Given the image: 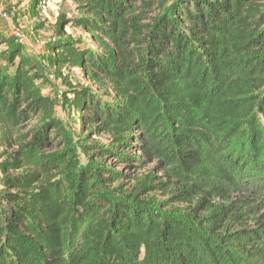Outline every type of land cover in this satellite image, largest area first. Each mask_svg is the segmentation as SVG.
<instances>
[{
  "label": "trees",
  "instance_id": "1",
  "mask_svg": "<svg viewBox=\"0 0 264 264\" xmlns=\"http://www.w3.org/2000/svg\"><path fill=\"white\" fill-rule=\"evenodd\" d=\"M71 1L78 16L47 63L119 104L66 79L57 97L112 140L78 139L82 162L42 65L0 19V147L14 150L0 164V264H264V0H178L170 13L164 0ZM150 160L167 183L149 173L131 187L112 167Z\"/></svg>",
  "mask_w": 264,
  "mask_h": 264
},
{
  "label": "rangeland",
  "instance_id": "2",
  "mask_svg": "<svg viewBox=\"0 0 264 264\" xmlns=\"http://www.w3.org/2000/svg\"><path fill=\"white\" fill-rule=\"evenodd\" d=\"M47 5L45 9H40L38 6L35 9L33 0H0V19L2 21L1 29L7 35H16L18 40L20 39L17 34L23 36L22 42L33 54L36 55L40 64L43 67L44 75L46 76L49 84L43 86L45 94H50L58 102L56 107V116L60 119L66 129L72 135L76 149L79 151L82 162L88 165V158L84 153L82 143L78 142V139L88 138V142L94 145H107L111 142L112 137L105 133L96 134L93 133L91 136L87 135V131L81 126L82 119L81 114L75 112L73 108L69 105H65L64 101L59 98L60 92L63 90V80L66 79L72 85L80 87L88 92L103 97L104 101L111 104H119V100L116 98L113 91L107 85L98 86L97 84L91 82L88 77L84 74L81 69H71L64 70L62 72V77H58L55 74L53 68L47 63V52L46 46L52 38L58 36L60 26L63 21H70L78 16L77 7L71 0H47ZM178 0H164L165 13H170L172 11V6ZM158 12V9L154 11ZM156 13L146 14V18L143 24H150V17H154ZM66 37L73 41L80 42L87 49H92L93 51L100 52V48L96 44L93 37L86 31L73 29L70 26L65 29ZM4 47L0 48L3 50ZM103 85V84H102ZM103 88V90H101ZM57 94L59 97H57ZM68 99H72L71 96ZM11 153L14 150H8V148L0 147V164L4 161L3 153ZM141 157V156H139ZM112 167L125 174L123 183L126 185L135 186L136 182L143 180L152 173L157 177L158 180L154 184L159 185V183H167L168 179L165 176V170L160 168L157 161H146V164L137 169H130L126 164H114ZM5 177L0 172V191L3 188ZM172 187L169 186L166 191H160L153 193L156 199L160 201H166L171 198ZM174 207H186L185 204L178 203L177 201H172Z\"/></svg>",
  "mask_w": 264,
  "mask_h": 264
},
{
  "label": "built area",
  "instance_id": "3",
  "mask_svg": "<svg viewBox=\"0 0 264 264\" xmlns=\"http://www.w3.org/2000/svg\"><path fill=\"white\" fill-rule=\"evenodd\" d=\"M47 2H48L47 0H42L39 4L40 9H45ZM17 36L20 38L19 39L20 41H23V38H22L23 36H21L20 34H17Z\"/></svg>",
  "mask_w": 264,
  "mask_h": 264
}]
</instances>
